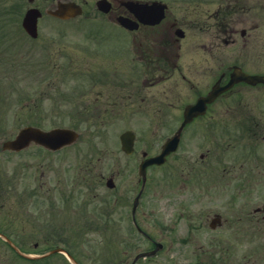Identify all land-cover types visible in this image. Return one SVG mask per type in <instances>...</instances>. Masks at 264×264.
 I'll return each instance as SVG.
<instances>
[{"label":"flooded vegetation","instance_id":"af4514ba","mask_svg":"<svg viewBox=\"0 0 264 264\" xmlns=\"http://www.w3.org/2000/svg\"><path fill=\"white\" fill-rule=\"evenodd\" d=\"M108 1L110 11L102 17L109 28L102 31L109 51L103 61L100 57L87 61L84 71L75 68L89 81L86 96H92L96 84L95 96H116L115 107L127 96L130 106L138 102L139 110L155 117L176 113L183 122L187 105L211 96L214 88L224 90L188 125L190 139H197L202 147L199 169L189 174L196 173L203 181L223 174L244 191L263 195L264 0H134L139 5H165L151 16L133 12L126 0ZM122 18L135 28L123 27ZM52 58L56 62L55 52ZM244 74L255 80L245 81ZM231 80L234 85L223 89ZM98 101L95 104L102 109ZM157 128L159 123L152 120L150 132ZM135 132L133 155H126L110 175L101 173L109 158L95 156L88 141L55 153L73 156L69 172H58L59 166L45 158L34 173L29 172L28 162L11 169L16 163L3 158L10 167L4 169L0 163V247L5 251L4 244L11 253L0 258V264H73L68 256L79 264H96L90 254H95V261L108 255H121L123 260L142 253V242L149 244L145 252L154 253L148 259L151 264H180L170 254L178 240L175 222H158L144 205L145 194L155 191L153 174L142 190L137 173L139 157L154 156L150 153H157L160 143L149 142L148 150H143L140 130ZM182 140L183 135L180 145ZM83 148L90 156L80 155ZM208 204L197 211L202 219L198 225L189 221L182 241L196 242L199 235L213 250L196 252L195 262L184 263L264 264V204ZM112 213L122 214L124 220H114ZM146 223L153 230H147ZM163 256H167L164 263Z\"/></svg>","mask_w":264,"mask_h":264},{"label":"rangeland","instance_id":"374dc122","mask_svg":"<svg viewBox=\"0 0 264 264\" xmlns=\"http://www.w3.org/2000/svg\"><path fill=\"white\" fill-rule=\"evenodd\" d=\"M22 1L13 0V3H9V5L12 4L10 7L9 5L7 8L4 6L0 7V38L5 35L6 31L8 33L12 32L13 36L7 40L9 43H14L13 46H17L19 49H31L34 51L30 52L26 58L27 64L30 65L29 68H12L14 71L9 73L8 76L6 74L0 76L3 78H0V94L2 91L4 93L0 96V141L14 137L19 131V127H21L19 125H27V123L22 121V117H31L34 122L39 121L45 127L42 128L43 130L52 129L55 127L54 125H61L62 123L68 127V115L66 113L59 115V111L54 109L55 107L49 108L52 104L51 100H47L49 96H41V91L37 90L40 82L46 79L42 77L46 68H43L41 65L43 60L40 56V48L45 49L55 45L57 59L62 57V65H65L66 63H63L65 61L63 57L64 52L58 51V47L61 46L69 56L77 61L75 66L77 63L83 65L81 68L83 71L85 70L84 66L87 67V61L97 60L99 57L103 61L106 52L109 51V46L105 41V37L103 36L104 32L102 31L106 28L103 25L105 23L104 18L98 14L95 5H93V0H75V2H79L84 6L85 13L87 12L92 20L81 18L69 22H62L44 15L39 28L41 38L35 44L25 42L24 36L19 34L22 20H20V11L23 14L26 9L30 8V4L25 0V3ZM70 1L73 0H37L34 7L41 9L45 14L50 10L55 11L60 2L65 3ZM97 18L100 19L97 20ZM5 46L6 41L3 42L2 49ZM22 53L24 57L25 51H22ZM32 56H34V59ZM50 76L48 74L47 78ZM7 79H12V81L10 83H4L3 81L9 82ZM67 79L70 78H62L58 84L64 92L61 97L69 96L71 88L75 84L72 81L71 83H67ZM77 86H79V82ZM95 86L93 91L94 95L92 94L88 99L93 106L97 105L92 100L97 101L99 99L98 102L103 106L102 110L105 116H102L97 121H93L95 131H89L88 127H85L83 131L80 130L82 133L80 141L90 142L94 146L95 156H106L109 158L108 168L101 172L105 175H110L109 173H112L115 169L117 172L120 164L125 162L123 159L126 156L122 152L120 144V135L123 132L126 130H140L141 138L144 140L141 144L145 143L150 146L149 142L157 140L160 143L162 137L170 134L179 124V119H176V113L155 117L149 112L139 110L138 102L130 106L132 102L126 100L127 96H124L122 104L115 107L118 104L116 96H95L99 91L98 85L95 84ZM87 87L88 85L82 90L86 92ZM34 89L35 91L32 93ZM41 90H43L42 87ZM107 97L110 98L109 102L106 100ZM61 101L65 100L59 99L56 104H60ZM172 103L175 105L179 104L175 100H172ZM152 120L159 123L158 130L154 131L153 129L154 132H150L149 129ZM99 125H102L103 128H96ZM85 132H91L92 137L89 138ZM92 145L87 144L86 146L90 148L93 147ZM77 146L81 147V145ZM201 152L202 147L199 141L197 139H190L188 133V137L179 152L165 165L152 169L151 173L153 175L151 178L156 181L155 191L145 194L144 205L148 211H152L157 216L158 222L167 224L175 222L176 224L173 231L176 232L174 236L178 240L173 243L174 248L170 252L173 256L174 263L179 262L182 264L187 259L192 263L195 262V257L192 254L213 250L212 246L206 244L203 237L199 235H197L196 242L184 243L182 241L188 232L187 227L189 226V221L190 224L198 225L197 222L202 220L197 211L200 212L205 204L230 205L237 203L253 206L264 204V194L262 195L261 192L257 193V191L255 193L244 191V188L238 187L229 177L224 178L223 174H221L222 177L220 179L211 180L208 178L206 181H203L198 175L189 174L199 169V154ZM79 153L82 156H90L85 148L79 150ZM154 153L155 151L152 150V154ZM64 155L69 157L64 158ZM0 158H11L16 163V165L11 166V169L28 162V165L31 167L29 170L30 173L37 172L39 167L38 163L41 158H45L48 163L51 159L54 166H59L58 172H69L73 162V156H70L69 153H60L59 155L47 151L44 153L36 146H32L19 154L0 152ZM0 163L3 164L4 169L10 167L8 161L1 160ZM48 163L45 166H48ZM192 167L195 168L192 170ZM203 197L205 199L204 201ZM111 217L114 220H124V217L120 213H112ZM145 228L147 230H153L152 225L147 223ZM98 237V235L94 236V238ZM161 237L162 234L159 235V238ZM187 239H189L188 236ZM199 239L200 242L197 243ZM2 246L5 248V251L0 247V258L5 259L9 256L8 251L10 252V250L4 244ZM117 246L120 247V245ZM148 246V243L142 242L140 248L144 250ZM92 247L95 248L96 246ZM107 253L108 251H105V255ZM12 255L14 256V254ZM107 257L110 256L108 255ZM118 257H121V255L114 256L112 261L107 260L106 257L105 259L95 261V254H90V258L96 264H122L123 262H130L129 259L124 260L125 257L123 260H119L120 258L117 259ZM165 257L167 256L160 258V261L164 263ZM141 264H151V262L150 260H144Z\"/></svg>","mask_w":264,"mask_h":264},{"label":"water","instance_id":"95a60500","mask_svg":"<svg viewBox=\"0 0 264 264\" xmlns=\"http://www.w3.org/2000/svg\"><path fill=\"white\" fill-rule=\"evenodd\" d=\"M31 1H33V0H31ZM70 9H71L72 13L69 16H71V15L76 16L77 14L81 13V10H79L78 8L70 6ZM67 12L68 11L63 10L64 15H66ZM38 16L39 15L34 10L29 11L26 15V18L24 21V27L29 31V33L31 35H35V33H36ZM199 107L200 106H194V107L189 108V111L187 113V118H186L187 121L190 120L196 114ZM72 139H73V135L71 134V132H68V131H54L51 133H42L39 130L29 128V129L22 131V133L20 134L18 139L11 146L13 148L21 147L22 144L24 146V143H28L32 140L46 144V142H51V141L60 142V141H67V140H72ZM168 151H169V149H167L165 152H168ZM151 163H152V161H151ZM158 163H160V162H158Z\"/></svg>","mask_w":264,"mask_h":264}]
</instances>
